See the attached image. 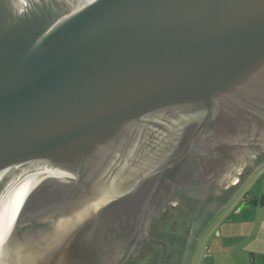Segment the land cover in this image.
<instances>
[{"label":"water","instance_id":"95a60500","mask_svg":"<svg viewBox=\"0 0 264 264\" xmlns=\"http://www.w3.org/2000/svg\"><path fill=\"white\" fill-rule=\"evenodd\" d=\"M212 151L231 189L264 154V0H0V234L126 173L47 264H117L134 234L163 256L150 226Z\"/></svg>","mask_w":264,"mask_h":264},{"label":"flooded vegetation","instance_id":"af4514ba","mask_svg":"<svg viewBox=\"0 0 264 264\" xmlns=\"http://www.w3.org/2000/svg\"><path fill=\"white\" fill-rule=\"evenodd\" d=\"M167 138L170 141L176 138V136L170 135ZM256 146L255 144L254 147ZM162 147L169 149L168 142L164 143ZM196 157L192 156L187 165H191L192 160H197ZM257 157L253 160L251 167L244 165L242 173L238 175L239 179L235 182V187L231 189L225 188L226 178L224 176L221 177L222 174L218 171L220 168L216 171L210 168V164L215 159H221L222 156L219 153L215 155L213 151L206 155L203 162L201 161L202 164L200 163L201 167L195 176V180L185 189L171 195L173 196L172 199L169 200L168 204L161 210L150 226V238L166 244V251L163 256V247L161 245L151 244L145 240H141L135 245L138 234H134L131 241L127 243L125 249L121 252V258L117 264H149L153 261H157V264H178L176 260L179 258V253L181 252L180 246L183 244V240L181 236L173 232L169 233L168 237L166 236L165 225L163 223L167 215L174 210L184 213L191 212L197 216L205 212V210L218 213L226 209L231 204L233 198L237 196L240 186L245 184L248 178L251 179L264 166V154L260 153ZM223 162L225 163L224 160ZM243 179L246 181L242 182ZM244 196H247V194Z\"/></svg>","mask_w":264,"mask_h":264},{"label":"rangeland","instance_id":"374dc122","mask_svg":"<svg viewBox=\"0 0 264 264\" xmlns=\"http://www.w3.org/2000/svg\"><path fill=\"white\" fill-rule=\"evenodd\" d=\"M248 179L247 181L244 179L246 183L240 186L237 196L233 198L230 204L231 206L229 205L218 213L205 210L202 214L195 216L196 214L191 212L184 213L174 210L167 215L163 223L166 236L168 237L169 233L173 232L181 236L183 240L180 247L184 250L179 253V258L176 260L178 264L185 262L187 258L188 264H212L213 260L214 262L216 260L217 264H240V253L237 245L240 239L239 234L254 226L252 219H254L255 210L251 209L249 205H244L246 203L244 195H250L258 200L264 197V166L251 179ZM216 203L219 204L218 201ZM87 204L82 206L85 207ZM259 210H264V207ZM240 211H242L241 215ZM209 220L210 222L198 238L196 239L195 235L193 238V234L202 230ZM242 220L246 223H241ZM225 232H228L227 234H230L231 237L225 238L227 235ZM193 242L195 245L192 256L189 257V251L184 255L186 248L188 246L190 248ZM149 264H157V261Z\"/></svg>","mask_w":264,"mask_h":264},{"label":"bare ground","instance_id":"6f19581e","mask_svg":"<svg viewBox=\"0 0 264 264\" xmlns=\"http://www.w3.org/2000/svg\"><path fill=\"white\" fill-rule=\"evenodd\" d=\"M106 191L85 207H79L75 212L60 218L48 232L41 237L26 236L19 230H11L0 234V264H47L54 250L62 243L74 225L89 211V209L113 188L122 186L130 177L126 173H118ZM12 199L0 201V219L12 205ZM85 205V204H84ZM19 235V237H17Z\"/></svg>","mask_w":264,"mask_h":264},{"label":"crops","instance_id":"0c3cea01","mask_svg":"<svg viewBox=\"0 0 264 264\" xmlns=\"http://www.w3.org/2000/svg\"><path fill=\"white\" fill-rule=\"evenodd\" d=\"M244 199L246 200V203L244 205H249L251 209H255L253 213V225L252 227H249L243 232H240L239 234V258H240V264H264V210H259L264 207V204L262 206H253L251 201L258 200L251 196H244ZM231 206V205H230ZM234 208V207H233ZM242 214V211H240V215ZM251 221V222H252ZM243 220L241 221V223ZM246 223V222H243ZM202 230L197 231L196 234H193V238L196 236V239L201 234ZM228 232H225L227 234ZM195 235V236H194ZM226 237H231L230 234H227ZM195 239V240H196ZM194 245L195 242H193L186 248V251H184V255L189 251V257L192 256V253L194 252ZM184 248L181 249V252H183ZM205 257V256H204ZM188 260V258H187ZM187 260L185 262L180 264H188ZM212 264H217L216 260L212 262Z\"/></svg>","mask_w":264,"mask_h":264},{"label":"trees","instance_id":"16d2710c","mask_svg":"<svg viewBox=\"0 0 264 264\" xmlns=\"http://www.w3.org/2000/svg\"><path fill=\"white\" fill-rule=\"evenodd\" d=\"M251 203V202H249ZM210 222V220L207 222V224L203 227L202 231L206 228V226L208 225V223Z\"/></svg>","mask_w":264,"mask_h":264},{"label":"built area","instance_id":"2783aa9c","mask_svg":"<svg viewBox=\"0 0 264 264\" xmlns=\"http://www.w3.org/2000/svg\"><path fill=\"white\" fill-rule=\"evenodd\" d=\"M207 251V250H206ZM207 253V252H206Z\"/></svg>","mask_w":264,"mask_h":264}]
</instances>
